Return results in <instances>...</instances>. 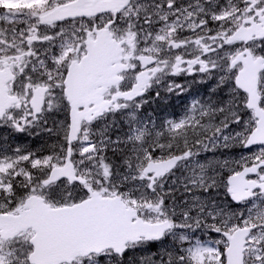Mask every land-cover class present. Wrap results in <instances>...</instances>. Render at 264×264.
<instances>
[{"label":"snow or ice","instance_id":"6c2138e0","mask_svg":"<svg viewBox=\"0 0 264 264\" xmlns=\"http://www.w3.org/2000/svg\"><path fill=\"white\" fill-rule=\"evenodd\" d=\"M0 128V264H264V0H0Z\"/></svg>","mask_w":264,"mask_h":264},{"label":"rangeland","instance_id":"374dc122","mask_svg":"<svg viewBox=\"0 0 264 264\" xmlns=\"http://www.w3.org/2000/svg\"><path fill=\"white\" fill-rule=\"evenodd\" d=\"M57 119H63V116H58ZM51 123V120H50ZM237 131H239V129H236ZM24 136L26 134H23ZM33 137L35 139V141L32 143L31 147L33 149H37L39 147H41L43 144L47 143V144H51L54 142V138L53 139H48L46 136H42V137H34V136H29V138L23 142L25 143L23 146H27L29 147V139ZM235 149V148H232ZM232 149H219L215 152V158L216 159H220V160H224V159H239L242 155L243 156H247L250 155L253 152L258 151V149H253L250 150L248 152H234ZM232 150V151H231ZM213 157V153L212 152H207V153H203L201 159L203 158H211ZM220 196L223 197V191L220 192ZM166 244L168 243L167 241L165 242ZM161 246L159 244H156L155 247H151L149 249V251H157ZM143 253H137V255H142Z\"/></svg>","mask_w":264,"mask_h":264},{"label":"trees","instance_id":"16d2710c","mask_svg":"<svg viewBox=\"0 0 264 264\" xmlns=\"http://www.w3.org/2000/svg\"><path fill=\"white\" fill-rule=\"evenodd\" d=\"M29 138L28 135H23L21 133H12L10 129L6 128H0V143H3L5 139H7L8 143L11 144L13 148H15L17 145L23 146L27 139ZM35 141L33 137L29 139V148L33 149L31 147L32 143ZM111 155V153H109Z\"/></svg>","mask_w":264,"mask_h":264},{"label":"flooded vegetation","instance_id":"af4514ba","mask_svg":"<svg viewBox=\"0 0 264 264\" xmlns=\"http://www.w3.org/2000/svg\"><path fill=\"white\" fill-rule=\"evenodd\" d=\"M182 3L187 2V0H181ZM252 148H257L256 146L252 147Z\"/></svg>","mask_w":264,"mask_h":264}]
</instances>
